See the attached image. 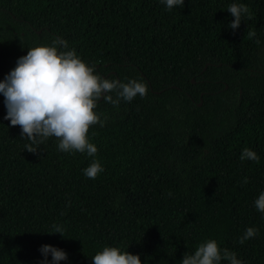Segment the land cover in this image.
<instances>
[{"label":"trees","instance_id":"trees-1","mask_svg":"<svg viewBox=\"0 0 264 264\" xmlns=\"http://www.w3.org/2000/svg\"><path fill=\"white\" fill-rule=\"evenodd\" d=\"M232 3L251 12L237 30ZM56 39L101 77L142 81L148 93L98 102L95 157L60 151L55 137L28 152L0 94V264H41L42 245L68 253L60 264H93L105 246L180 264L208 239L264 264L254 204L264 192V0H185L170 11L161 0H0V81ZM246 147L258 161L240 160ZM93 159L104 169L94 180L83 171ZM54 224L65 237L49 234ZM248 227L258 233L241 244Z\"/></svg>","mask_w":264,"mask_h":264},{"label":"clouds","instance_id":"clouds-1","mask_svg":"<svg viewBox=\"0 0 264 264\" xmlns=\"http://www.w3.org/2000/svg\"><path fill=\"white\" fill-rule=\"evenodd\" d=\"M161 3L170 11L176 6L185 5V0H161ZM227 11L234 17L228 25L232 30L240 27L242 18L251 19L246 4L232 3ZM255 36V31H247L249 39ZM67 47L66 41L56 39L51 45L32 47L26 55L18 58L16 67L0 81V94L4 96L6 108L4 119L9 120L11 126H20L21 137L29 141L25 145L28 152H38L45 141L55 137L59 141L60 151L86 152L89 157H95L98 148L89 141L88 134L92 126H103L104 123L95 111L98 102L104 100L116 106L121 99L131 102L137 95L145 97L148 86L136 79L121 83L103 78L74 49L60 50ZM113 92H116V99L110 95ZM240 160L258 161L259 157L246 147ZM83 171L85 176L94 180L104 169L98 159H93ZM241 183L247 184V177ZM254 204L257 210L264 213V192L260 193ZM64 233L63 225L54 224L49 234L65 237ZM257 233L258 229L248 227L240 237V243L254 238ZM40 251L44 257L41 264H49V254L52 264H60V261L68 259L66 251L52 245H42ZM91 258L93 264H142L140 255L114 246L103 247ZM222 261L243 264L235 252L222 249L216 239H208L199 244L194 252H186L180 264H222Z\"/></svg>","mask_w":264,"mask_h":264},{"label":"water","instance_id":"water-1","mask_svg":"<svg viewBox=\"0 0 264 264\" xmlns=\"http://www.w3.org/2000/svg\"><path fill=\"white\" fill-rule=\"evenodd\" d=\"M193 81H195V79H193Z\"/></svg>","mask_w":264,"mask_h":264}]
</instances>
